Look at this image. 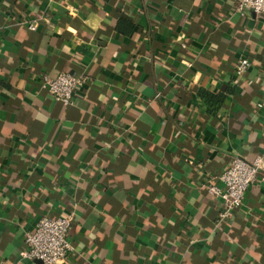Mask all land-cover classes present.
I'll use <instances>...</instances> for the list:
<instances>
[{"label":"crops","instance_id":"1","mask_svg":"<svg viewBox=\"0 0 264 264\" xmlns=\"http://www.w3.org/2000/svg\"><path fill=\"white\" fill-rule=\"evenodd\" d=\"M237 2L0 0V264H44L25 233L66 213L59 264H264V169L228 220L207 189L264 153V13Z\"/></svg>","mask_w":264,"mask_h":264},{"label":"built area","instance_id":"2","mask_svg":"<svg viewBox=\"0 0 264 264\" xmlns=\"http://www.w3.org/2000/svg\"><path fill=\"white\" fill-rule=\"evenodd\" d=\"M236 11L243 16L249 12L264 13V0H238ZM30 28L35 29L36 26L30 24ZM250 66V60L242 58L235 64V72L242 75ZM87 81L88 76L85 74L63 72L56 77L44 75L42 87L55 100L64 105H72L76 93L86 85ZM262 169H264V153L252 161L236 156L219 177L220 183L207 186L210 194L222 202L219 222L232 218L235 210L244 204L248 190L257 180ZM73 221L74 216L70 213L56 218L41 217L35 227L25 233L27 250L23 253V257L30 260L39 259L44 264H59L65 260L74 251L70 240Z\"/></svg>","mask_w":264,"mask_h":264}]
</instances>
